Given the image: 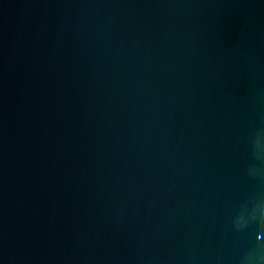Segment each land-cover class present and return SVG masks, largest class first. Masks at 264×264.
<instances>
[{"label":"water","instance_id":"water-1","mask_svg":"<svg viewBox=\"0 0 264 264\" xmlns=\"http://www.w3.org/2000/svg\"><path fill=\"white\" fill-rule=\"evenodd\" d=\"M0 264H264V0H0Z\"/></svg>","mask_w":264,"mask_h":264}]
</instances>
